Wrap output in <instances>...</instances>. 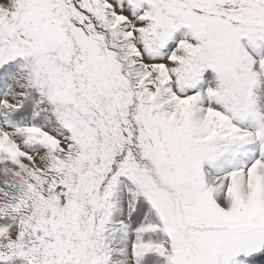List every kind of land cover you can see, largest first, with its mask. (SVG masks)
<instances>
[{"label":"snow or ice","instance_id":"snow-or-ice-1","mask_svg":"<svg viewBox=\"0 0 264 264\" xmlns=\"http://www.w3.org/2000/svg\"><path fill=\"white\" fill-rule=\"evenodd\" d=\"M0 264H264V0H0Z\"/></svg>","mask_w":264,"mask_h":264}]
</instances>
